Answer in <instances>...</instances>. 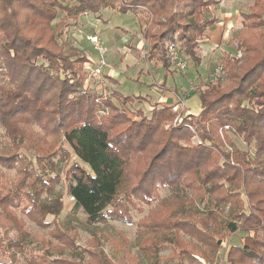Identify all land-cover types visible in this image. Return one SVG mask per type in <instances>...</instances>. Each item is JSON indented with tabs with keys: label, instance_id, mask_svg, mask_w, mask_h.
Here are the masks:
<instances>
[{
	"label": "rangeland",
	"instance_id": "1",
	"mask_svg": "<svg viewBox=\"0 0 264 264\" xmlns=\"http://www.w3.org/2000/svg\"><path fill=\"white\" fill-rule=\"evenodd\" d=\"M12 1L6 6L7 11L11 13L0 18L1 43L8 41L13 34L10 30L14 29L37 47L49 49L55 56L53 58H71L74 63L81 60L84 75L82 89H90L99 102L103 101V97L110 96L114 90L124 95L145 96L148 101L136 100L134 104L122 106L138 121L142 119L136 115L138 108L146 112L152 110L160 94L167 95L168 91H172L174 95L175 91L186 96L191 87V91L200 96V90L208 86L210 81V86L204 88L205 91L212 85L228 91L256 61H253L256 56L251 60L244 56L235 67L231 68V62L229 71L223 72L221 78L212 76L219 64L221 65L224 55L243 53L237 48L238 34L244 29L242 14L251 12V6L256 0H220L219 5L212 7L206 15L217 16L215 28L218 27L221 41L209 45L211 34L208 29L205 38L200 42V64L196 65L191 57L183 53L187 62L185 69H177L172 65L169 73L163 64H156L144 56L149 45H146L143 31L149 27H152L153 32L158 31L159 28L153 25L159 20V16L132 10L122 12L120 7L132 0H112L113 7L103 9L97 14L87 11L78 16H65V12H60L57 19L51 23L44 17L49 7L44 5V0H29L35 5L30 2L26 4L21 0ZM62 1L67 3V0ZM186 1L176 0L177 5L168 10L170 13L184 12ZM202 1L204 3L206 0H198V3ZM75 3L78 4L77 1L71 2L72 5ZM0 7L2 15L5 7L3 2ZM140 15L146 18L140 21ZM63 16L65 18L61 20ZM92 35L100 37L103 50L99 51L95 47ZM177 43L181 45L180 42ZM73 48L75 50L72 52ZM21 52L27 55L26 52ZM37 55L36 57L44 58V51H37ZM103 60L106 64L101 66ZM1 61L0 59V63ZM39 63L43 66L50 65L43 59ZM3 65L0 64V69ZM58 73V76H62ZM157 85L158 88H154ZM48 98L46 96L44 99ZM51 99L48 100L49 104L53 103ZM114 101L118 104V101ZM177 103L178 106L174 104L176 113L161 121L156 144L151 145V138L150 144L147 146L146 143L129 161L127 179L120 192L123 193L140 182L141 176L137 173H142L152 157L162 149L166 137L165 130L180 127L182 124L191 131L189 138L187 136L182 139L184 145L203 142L201 125L198 126L199 116H195L199 115L202 109L193 113L187 107L181 106L182 101ZM38 104L36 102L34 108L40 110L33 113L30 119L24 112L20 113V118L18 116L23 122L28 119L23 123L24 129L27 130L26 135L19 137L24 138L22 143L12 142L4 135V129L0 128V186L7 185L14 189L19 183L25 182L21 189V193L26 196L23 201L26 200L27 205L36 200L40 208L35 215H29L22 208L25 205H9L12 214L0 201V231L4 234L0 236V264H235L239 263V254H232L235 244L250 242V236L264 239V214L259 215L261 226L258 229L255 228L256 221H245L246 214L252 213V201L243 186L235 189L232 183L224 179L220 180L224 194L239 192L243 210L240 211L236 198L218 201L214 192L203 189L182 186L179 192H174L171 187L162 186L155 189L158 195L156 200L141 202L138 209L132 211L131 222L118 219L90 222L83 208H77L75 199L68 193L67 172L79 160L66 142L64 134L58 132L57 122L48 118L51 115L44 114L43 109L50 108L49 105L46 104V107L45 104ZM107 110L100 111V114L107 113ZM187 114L195 117L189 118ZM39 119L43 120L44 128L38 122ZM206 126L214 141H206L215 151L213 164L218 165L228 160L234 164V153L237 149L253 150L256 146L255 140L247 143L229 125H218L217 128L214 127V132L209 128L210 125ZM139 139L141 140V136L137 139L138 142ZM16 151L27 157L29 167L26 162L24 164L28 169L40 173L44 180L49 182L44 185V189L34 190L29 186L36 173L31 172L25 179L24 174L19 171L23 165L16 168L11 163L10 167L5 163L8 162L6 156ZM226 153L230 154L229 158ZM242 164L236 163L239 166ZM186 176L189 179L191 175L188 172ZM184 182L188 183L186 179ZM262 185L264 187V181ZM257 198L254 202H257ZM253 212L255 213L254 210ZM181 218L196 225L209 239L212 237V242L199 238V233L195 231L187 232L175 227ZM142 222L145 225L141 224ZM234 222L239 229L236 232L231 228ZM244 228H247V231Z\"/></svg>",
	"mask_w": 264,
	"mask_h": 264
},
{
	"label": "trees",
	"instance_id": "2",
	"mask_svg": "<svg viewBox=\"0 0 264 264\" xmlns=\"http://www.w3.org/2000/svg\"><path fill=\"white\" fill-rule=\"evenodd\" d=\"M11 1L0 0L5 6L0 18L11 13L6 7ZM21 1L26 4L30 2ZM76 1L78 4H71ZM219 3L220 0H206L204 3L187 0L184 12L172 13L170 10L175 4L177 5L176 0H132L129 3L125 2L124 7L120 8L122 12L132 10L136 13L148 15L151 13L159 16V20L153 25L159 28L158 31L153 32L152 27L143 31L146 45H149L148 52L144 56L156 64L158 62L163 64L169 73L173 62L168 55V44L172 41L180 42L182 54L191 57L196 65L200 64L202 60L200 42L218 19L216 15L208 17L206 13L210 12L212 7L216 8ZM30 4L35 5L32 1ZM45 4L49 7L44 17L49 23L57 19L60 12H65V16H78L87 11L97 14L103 9L113 7L112 0H67V3L62 0H44ZM251 7V12L242 14L244 29L238 34L237 48L243 53L224 55L221 66L223 72L227 73L230 63L233 62L231 68L235 67L239 59L244 56L247 60L256 56L253 59L256 61L237 82H234L232 89L227 91L212 85L205 91L204 88L210 86V81L208 86L200 90L203 107L201 113L195 116H199L198 126L201 125L203 142L184 145L181 141L187 136L189 138L191 131L182 124L180 127L165 130L166 137L162 149L152 157L142 173H137L141 176L140 182L123 193L120 190L127 179L129 161L136 156L137 151L144 148L146 143L147 146L150 144L151 138H153L151 145L156 144L161 121L169 119L176 113L175 105L158 106L154 103V108L148 112L138 108L136 115L142 119L139 121L133 119L122 106L134 104L136 100L148 101L145 96L124 95L114 90L110 96L103 97V101L99 102L90 89H82L84 75H82L81 60L74 63L71 58L67 60L53 58L55 56L49 49L43 46L37 47L21 32L11 29L13 34L8 41L0 42L2 60L0 64H4L0 69V128L4 129V135L12 142L22 143L24 138L19 137L26 135L27 131L23 123L40 110L34 108V104L38 102L40 105L45 104L46 107V104L49 105L50 108L43 109L44 114L51 115L48 118L57 122L58 132L64 134L66 142L79 160L67 172L68 193L75 199V206L83 208L90 222L109 219L131 222L132 211L138 209L141 202L156 200L158 195L155 189L162 186H169L174 192H179L182 186L203 189L214 192L218 201L236 198L240 211L243 210L239 192L224 194L223 185L220 183V180L224 179L232 183L235 189L242 186L245 188L255 211L246 214L245 221L250 220L253 223L256 221L255 228L258 229L261 226L259 215L264 214L262 185L264 181V101H262L264 100V0H256ZM1 11L0 7V13ZM143 16L138 17L140 21L146 18ZM74 50L73 48L72 52ZM37 51H44V58L36 57ZM42 59L48 61L50 65H40L39 61ZM58 72L62 76H58ZM46 96L49 98L44 99ZM49 99L53 101L52 104H49ZM114 100L118 101V104ZM102 110L108 112L100 114ZM22 112L27 114L28 118L24 122L19 119ZM187 116L195 117L192 114ZM38 122L44 128L43 120L39 119ZM207 124L213 132L218 125H229L247 143L255 140L256 146L253 150L237 149L234 153L236 163H243V167L229 160L218 165L213 164L215 151L206 141L213 143L214 141L208 134ZM140 136L141 140L139 139L138 142ZM12 155L6 156L8 162L5 163L8 167L14 165L17 168L23 165L19 171L24 174L25 179L31 172L36 173L28 169L29 162L23 153L16 151ZM226 156L229 158L230 154L226 153ZM210 165L212 166L209 167ZM188 172L191 175L189 179L186 176ZM185 179L188 183L184 182ZM48 183L40 173H36L29 186L41 191ZM24 184L25 182L19 183L14 189L7 185L0 186V201L6 208L8 207L9 213H12L9 205L17 207L25 205L22 208L27 214L35 215L40 209L39 205L36 204V200L30 201L27 205L26 200L23 201V198L26 199L21 193ZM255 198L257 202H254ZM141 224L145 225L144 222ZM176 224L175 227L187 232L195 231L199 233V238L212 242V237L209 239L187 219L181 218ZM231 226L233 232L239 230L235 222ZM8 229L11 231V228ZM244 230L247 231V228ZM3 235L0 231V236ZM248 238L250 242L233 246L232 254H239V263H234L264 264V239H255L251 236Z\"/></svg>",
	"mask_w": 264,
	"mask_h": 264
},
{
	"label": "crops",
	"instance_id": "3",
	"mask_svg": "<svg viewBox=\"0 0 264 264\" xmlns=\"http://www.w3.org/2000/svg\"><path fill=\"white\" fill-rule=\"evenodd\" d=\"M217 17V16H216ZM216 25V24H215ZM215 25L212 26L214 29H211L212 27H210L209 29V33L211 34V40L209 42L208 40V44L209 45H213L218 43L219 41H221L219 39V37H222L221 34L219 33L218 27L215 28ZM209 34V35H210ZM154 88H158V85L155 86ZM191 87H190V91L186 93V96H182L178 93H176L175 91H173L172 95V91L169 92L167 95H159L158 99H156L155 104H158L159 106H163V105H174L176 104V106H178L179 104L177 103L178 101H182L181 106L187 107L188 109H190V112L193 113H198L201 111L202 106H201V100H200V96L198 93L192 92L191 91Z\"/></svg>",
	"mask_w": 264,
	"mask_h": 264
},
{
	"label": "built area",
	"instance_id": "4",
	"mask_svg": "<svg viewBox=\"0 0 264 264\" xmlns=\"http://www.w3.org/2000/svg\"><path fill=\"white\" fill-rule=\"evenodd\" d=\"M99 38L100 37L98 35L91 36V39L96 44L95 47L100 51V50H103V44H102L101 39ZM168 55L171 61L173 62V65L175 66V68L181 69V70L185 69L187 62L182 54V51L178 43L172 41L168 44ZM105 64H106L105 60L101 61V66ZM222 75H223V69H222V66L219 64V66L215 70V73L212 76H214L215 78H221Z\"/></svg>",
	"mask_w": 264,
	"mask_h": 264
}]
</instances>
